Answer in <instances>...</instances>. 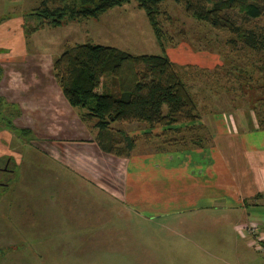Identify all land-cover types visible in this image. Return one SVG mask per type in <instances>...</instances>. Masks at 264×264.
<instances>
[{
  "label": "rangeland",
  "instance_id": "374dc122",
  "mask_svg": "<svg viewBox=\"0 0 264 264\" xmlns=\"http://www.w3.org/2000/svg\"><path fill=\"white\" fill-rule=\"evenodd\" d=\"M39 2L0 0V83L7 73L1 61L19 49L28 57L38 52L41 54L37 56L44 55L46 50L53 61L65 48L91 43L135 56H165L179 72L194 67L186 80L205 128H213L215 116L220 117L222 112L236 113L240 120L249 114L248 98L244 97V102L238 97L232 104L230 99L238 92H223L229 84L235 86L232 80L225 85L226 79L222 78L215 86L209 82V75L198 72L208 69L210 74L217 66L223 70L229 60V66L245 67L250 56L232 53L225 44L227 33L215 32L188 17L173 0H164L160 6L171 18L164 22L172 38L164 42V50L157 45L144 12L134 2L109 10L98 19L26 35V28L38 24L26 14ZM235 14L231 15L239 22L240 16ZM14 22H20V27ZM262 23L263 20L259 25ZM5 24H10L8 30L2 27ZM18 41L23 43L15 46ZM41 73L49 86L52 62ZM222 74L220 71V77ZM30 79L28 75L27 82ZM0 98V168L7 165L9 169L0 170V184H4L0 186V264H251L252 256L264 259V250L257 255L248 246L250 238L256 242L261 237L258 225L249 223L239 228L238 236L247 238L242 240L230 231V219H216L215 215L211 218L213 211L209 210L202 212L208 219L172 215L173 219L155 218L148 223L130 212L124 213L104 193L71 182L76 179L74 174L51 159L41 160L32 137L19 128V105L9 102L4 90ZM195 127L192 133L182 130L177 139L191 145L199 139ZM111 128L136 138L141 151H157L159 141H147L142 136L144 124L113 123ZM252 227L257 228L256 235L249 233ZM257 246L264 248L259 243Z\"/></svg>",
  "mask_w": 264,
  "mask_h": 264
},
{
  "label": "crops",
  "instance_id": "0c3cea01",
  "mask_svg": "<svg viewBox=\"0 0 264 264\" xmlns=\"http://www.w3.org/2000/svg\"><path fill=\"white\" fill-rule=\"evenodd\" d=\"M261 20L264 26V16L258 24ZM19 23L14 22L16 27ZM9 25L2 27L8 30ZM37 55L28 57L19 49L1 61L7 73L0 92L6 91L8 101L19 105L17 125L32 137L41 160L66 167L76 177L71 182L104 193L139 220L186 215L208 219L202 212L209 210L211 218L230 219L227 225L237 236L239 228L258 225L264 240V130L258 128L253 111L244 121L236 113L222 112L215 116L213 128L198 120L199 139L191 145L141 151L136 143L128 157H118L100 150L96 131L64 99L54 73L49 86L43 82L41 72L50 62L53 69V61L46 50ZM248 246L259 255L255 240L250 238ZM250 262L264 264V259L252 256Z\"/></svg>",
  "mask_w": 264,
  "mask_h": 264
},
{
  "label": "trees",
  "instance_id": "16d2710c",
  "mask_svg": "<svg viewBox=\"0 0 264 264\" xmlns=\"http://www.w3.org/2000/svg\"><path fill=\"white\" fill-rule=\"evenodd\" d=\"M163 1L40 0L39 5L26 14L38 24L26 28L25 33L31 35L44 28L98 19L109 10L134 2L135 7L144 12L157 45L164 50V42L169 38L164 22L171 18L161 11ZM173 2L198 23L215 32L227 33L229 38L225 44L232 53L250 56L243 64L245 67L229 66L232 62L229 60L230 64L226 63L223 70L217 66L210 74L208 69H200L198 73L209 75V82H214L215 86L222 78L226 79L225 85L232 80L235 86L229 84L223 92L229 95L230 90L238 92L231 97L232 104L238 97L244 102V97L248 98L258 128L264 130V26L258 24L264 16V0ZM235 13L240 16L239 22L231 15ZM193 69L186 67L179 72L165 56H135L114 47L91 43L65 48L53 60L54 79L64 99L79 110L82 122L93 123L88 127L96 131L95 142L100 150L118 157H128L137 139L114 130L111 128L113 123L144 124L142 136L147 141H159L157 151L186 146L184 140L177 137L182 130L192 133L195 123L200 120L197 101L186 80L188 71ZM220 71H223V77H220ZM156 129L159 132H153Z\"/></svg>",
  "mask_w": 264,
  "mask_h": 264
},
{
  "label": "built area",
  "instance_id": "2783aa9c",
  "mask_svg": "<svg viewBox=\"0 0 264 264\" xmlns=\"http://www.w3.org/2000/svg\"><path fill=\"white\" fill-rule=\"evenodd\" d=\"M253 226L255 227V225H253ZM248 231H249L250 234H254L255 233V235H256L257 228H253V227L252 228H248ZM262 240H263V238L260 237V239H258V241L255 242V245H257V243H259L260 245H262L261 244L263 242ZM262 247L263 246H261V247L260 246H257L256 249L259 250V252H262L264 250V248H262Z\"/></svg>",
  "mask_w": 264,
  "mask_h": 264
},
{
  "label": "flooded vegetation",
  "instance_id": "af4514ba",
  "mask_svg": "<svg viewBox=\"0 0 264 264\" xmlns=\"http://www.w3.org/2000/svg\"><path fill=\"white\" fill-rule=\"evenodd\" d=\"M7 163H8V162H7ZM7 163H6V164H7ZM6 167H7V165H5L4 167L0 168V170H4V171H6V170H7ZM0 186H4V184H2V185L0 184Z\"/></svg>",
  "mask_w": 264,
  "mask_h": 264
},
{
  "label": "water",
  "instance_id": "95a60500",
  "mask_svg": "<svg viewBox=\"0 0 264 264\" xmlns=\"http://www.w3.org/2000/svg\"><path fill=\"white\" fill-rule=\"evenodd\" d=\"M2 185V184H1Z\"/></svg>",
  "mask_w": 264,
  "mask_h": 264
}]
</instances>
